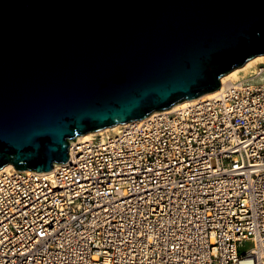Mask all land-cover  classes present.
<instances>
[{
    "label": "built area",
    "instance_id": "built-area-1",
    "mask_svg": "<svg viewBox=\"0 0 264 264\" xmlns=\"http://www.w3.org/2000/svg\"><path fill=\"white\" fill-rule=\"evenodd\" d=\"M69 154L0 172V264H264V63Z\"/></svg>",
    "mask_w": 264,
    "mask_h": 264
},
{
    "label": "water",
    "instance_id": "water-1",
    "mask_svg": "<svg viewBox=\"0 0 264 264\" xmlns=\"http://www.w3.org/2000/svg\"><path fill=\"white\" fill-rule=\"evenodd\" d=\"M264 55V0H0V170L217 91Z\"/></svg>",
    "mask_w": 264,
    "mask_h": 264
},
{
    "label": "bare ground",
    "instance_id": "bare-ground-1",
    "mask_svg": "<svg viewBox=\"0 0 264 264\" xmlns=\"http://www.w3.org/2000/svg\"><path fill=\"white\" fill-rule=\"evenodd\" d=\"M261 63H264V55L257 56L255 58L249 60L244 66L236 68L235 70H233L230 73H228L227 75H225L222 78V80H221L222 85L217 91L205 94V95H203V96H201V97H199L197 99L186 100V101H184L182 103L179 102V103L175 104L174 106H172L171 108H169L167 110L170 111V112H173V111L177 110L178 108H180L181 106H185V105L191 104L193 102H196L197 100H206V99L216 98L222 93V91L225 89V87L227 86V84L231 80L238 79L241 76L247 75L248 73L252 72V70H254L258 64H261ZM157 112L158 111H155L152 114L157 113ZM118 128H120V125H115L113 127H108V128L102 129V130L97 131V132H90V133H88L86 135L79 136L77 139L73 140L72 142L74 143L77 140L91 139L92 137L102 135V134H104L107 131L118 130ZM12 168H15V167L12 164H10V165H7L6 167H4L3 169H1L0 172L6 171V170H9V169H12Z\"/></svg>",
    "mask_w": 264,
    "mask_h": 264
},
{
    "label": "rangeland",
    "instance_id": "rangeland-1",
    "mask_svg": "<svg viewBox=\"0 0 264 264\" xmlns=\"http://www.w3.org/2000/svg\"><path fill=\"white\" fill-rule=\"evenodd\" d=\"M261 64H263V63H261ZM250 73H248L247 75H249ZM244 76H246V75H244ZM242 77V76H241ZM250 246V244H247V247H249Z\"/></svg>",
    "mask_w": 264,
    "mask_h": 264
}]
</instances>
